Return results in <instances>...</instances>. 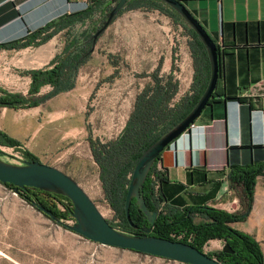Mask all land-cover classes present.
<instances>
[{"label": "rangeland", "instance_id": "374dc122", "mask_svg": "<svg viewBox=\"0 0 264 264\" xmlns=\"http://www.w3.org/2000/svg\"><path fill=\"white\" fill-rule=\"evenodd\" d=\"M159 4L155 2L159 9L170 13ZM112 5L105 12L95 13L81 24L76 23L67 29L65 35L64 30L58 32L54 37V52H58L73 36L80 33L92 35ZM150 6L153 7L152 4ZM150 6L139 5L137 7L141 10H128L114 16L97 36L88 57L78 66L69 89L59 91L32 107L0 105V133L16 140L37 161L70 175L93 200L103 217L112 223H117L118 219L105 198L102 177L92 160L89 140L106 142L114 138L131 109L135 93L149 81L152 64L157 60L154 47L160 42L158 30L153 27L157 19L153 16L160 14L148 8ZM144 8L148 11L142 10ZM172 32V40L178 45L174 62L176 70L173 71L179 79L178 97L187 90L190 81L191 45L185 31L172 28ZM34 49L33 46L0 49V90L26 91L29 79L20 72L46 64L34 59ZM109 55L119 59L115 72L107 58ZM166 72L160 71L159 74ZM48 89L44 86L40 92ZM33 126L38 127V131L34 140H30L28 128ZM0 151L4 153L3 158L11 162H15L12 157L20 155L4 146H0ZM63 222L71 224V220ZM258 241L261 242L259 238ZM223 244L220 240L210 239L201 248L205 254L216 253L221 251ZM0 264L182 263L139 255L81 238L0 184Z\"/></svg>", "mask_w": 264, "mask_h": 264}, {"label": "crops", "instance_id": "0c3cea01", "mask_svg": "<svg viewBox=\"0 0 264 264\" xmlns=\"http://www.w3.org/2000/svg\"><path fill=\"white\" fill-rule=\"evenodd\" d=\"M92 1L0 0V44L28 37L48 25L47 30L39 34V38L44 39L33 46L34 59L44 61L46 66L61 51L54 52V37L64 29L58 30L55 22L63 15L92 4ZM181 1L217 47L218 78L210 101L195 118L188 133L181 134L164 148L156 161L165 170L167 178L162 187L166 204L173 210L188 205H207L230 212L239 211L242 208L240 187L227 178L230 166L264 163V0ZM155 2L161 1L128 0L115 17L124 11L140 9L139 5L150 6ZM113 3L114 0H102V9ZM159 6L164 5L160 3ZM150 9L160 14L153 16L157 18L153 27L158 30L160 38L154 47L157 60L152 64L153 71L176 79L173 71L176 70L174 62L178 45L172 40L174 28L185 31L191 45L190 57L194 52L204 74L208 67L205 50L190 37L185 23L169 8L168 14ZM142 10L148 11L146 8ZM28 46L31 45L25 47ZM107 58L115 72L119 59L113 55ZM192 65L191 57L189 84ZM160 71L167 72L159 74ZM22 75L29 79L28 75ZM176 80L179 84V79ZM29 130L28 139L34 140L38 127ZM230 225L257 242L263 252L264 264V175L255 178L251 207L246 217Z\"/></svg>", "mask_w": 264, "mask_h": 264}, {"label": "trees", "instance_id": "16d2710c", "mask_svg": "<svg viewBox=\"0 0 264 264\" xmlns=\"http://www.w3.org/2000/svg\"><path fill=\"white\" fill-rule=\"evenodd\" d=\"M159 3L179 17L162 1ZM107 8L102 9V0H93L92 4L61 16L55 22L56 28L64 29L65 35L67 29L72 28L76 23L81 24L91 18L93 14L103 12V10L105 12ZM150 8L164 12L156 5L150 6ZM179 19L181 18L179 17ZM47 28L48 25L37 29L28 37L1 43L0 47L35 46L44 39L39 38V34ZM187 30L190 37L202 46L193 31L188 27ZM90 38L91 34L86 35V33L82 35L80 33L77 37L73 36L63 44L59 54H55L49 64L38 69L21 71L30 79L26 91L14 93L0 90V105L10 108L32 107L59 91L69 89L78 66L90 54ZM194 54L193 52L191 55L193 58L192 80L183 94L176 97L178 84L172 75L162 76L153 71L148 75L149 81L135 93L131 109L116 136L106 142L89 140L92 160L97 164L102 177L105 198L118 219L117 223L110 221L108 223L121 231L135 235L143 234L139 228H130L124 215V195L136 160L153 141L171 129L189 112L206 85L208 67L203 74V69L199 68V61H196ZM44 86H48L49 89L41 93L40 90ZM0 146L18 151L25 161L37 160L25 151L16 140L2 133H0ZM157 160L149 168L141 188V195L146 207L151 211H157V217L153 224H148L140 210L135 207L134 199H132L128 208V216L132 223L149 227L147 233L149 235L181 241L199 251H202L203 243L210 239L222 240L232 252L206 253L222 264H263L262 253L257 242L250 235L233 228L230 224L243 220L248 214L255 178L264 175V163L250 162L230 166L227 178L231 183L240 187L242 208L239 211L228 212L207 205H188L173 210L166 204V196L162 187L167 178L165 170L156 164ZM0 184L10 190L13 188L8 183ZM16 193L31 204L33 201L40 202L44 208L62 220H72L69 215L71 204L62 195L28 186L16 188ZM195 218L198 220L195 221ZM129 251L143 255L140 252Z\"/></svg>", "mask_w": 264, "mask_h": 264}, {"label": "water", "instance_id": "95a60500", "mask_svg": "<svg viewBox=\"0 0 264 264\" xmlns=\"http://www.w3.org/2000/svg\"><path fill=\"white\" fill-rule=\"evenodd\" d=\"M127 1H114V4L105 13L99 27L91 35L89 50L93 49L97 36ZM160 1L177 13L201 42L208 60V78L201 95L189 112L171 129L153 141L136 160L124 195V215L128 223H130L128 208L131 200L134 199L135 207L143 214L146 222L150 225L153 224L157 211L149 210L141 195L145 176L153 162L159 158L161 151L174 143L181 134L188 133L189 126L211 98L218 78L217 47L206 30L187 10L181 0ZM3 156L4 153H0V183L11 184L14 192H16V188L28 186L67 198L71 204L69 209V215L72 218L71 224L64 223L61 218L44 208L40 202L33 201L32 204L55 223L66 227L81 238L103 246L132 250L179 263L222 264L187 243L149 235L147 234L149 227L144 225L140 226L142 235L121 231L108 223L85 190L67 173L37 160L25 161L20 155L11 156L15 158V162L6 160ZM221 251L232 252L226 243L222 245Z\"/></svg>", "mask_w": 264, "mask_h": 264}, {"label": "flooded vegetation", "instance_id": "af4514ba", "mask_svg": "<svg viewBox=\"0 0 264 264\" xmlns=\"http://www.w3.org/2000/svg\"><path fill=\"white\" fill-rule=\"evenodd\" d=\"M156 217H157V214H156ZM156 217H155V219H156ZM196 219H198V218H195V220ZM128 226L130 227V228H132V229H136V228H139L140 229V226L139 225H136V224H134V223H132L131 221H130V223H128ZM141 233H143L142 231H141ZM148 233V232H147ZM216 240H219V239H216ZM220 241H222V240H220ZM223 242V241H222Z\"/></svg>", "mask_w": 264, "mask_h": 264}, {"label": "built area", "instance_id": "2783aa9c", "mask_svg": "<svg viewBox=\"0 0 264 264\" xmlns=\"http://www.w3.org/2000/svg\"><path fill=\"white\" fill-rule=\"evenodd\" d=\"M189 127H192V124L189 126ZM122 128V127H121ZM120 131V130H119ZM185 133V132H184Z\"/></svg>", "mask_w": 264, "mask_h": 264}]
</instances>
